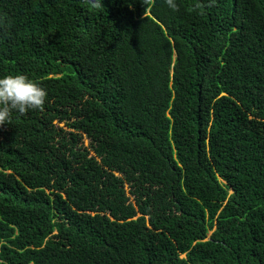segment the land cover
<instances>
[{
	"label": "trees",
	"instance_id": "obj_1",
	"mask_svg": "<svg viewBox=\"0 0 264 264\" xmlns=\"http://www.w3.org/2000/svg\"><path fill=\"white\" fill-rule=\"evenodd\" d=\"M175 2L0 0V264H264V0Z\"/></svg>",
	"mask_w": 264,
	"mask_h": 264
},
{
	"label": "clouds",
	"instance_id": "obj_2",
	"mask_svg": "<svg viewBox=\"0 0 264 264\" xmlns=\"http://www.w3.org/2000/svg\"><path fill=\"white\" fill-rule=\"evenodd\" d=\"M172 10L177 9L175 0H165ZM46 91L39 83L24 74L0 76V125L6 124L13 111L24 113L43 105Z\"/></svg>",
	"mask_w": 264,
	"mask_h": 264
},
{
	"label": "rangeland",
	"instance_id": "obj_3",
	"mask_svg": "<svg viewBox=\"0 0 264 264\" xmlns=\"http://www.w3.org/2000/svg\"><path fill=\"white\" fill-rule=\"evenodd\" d=\"M59 125L62 126V127H64V128H66V127H65V124L62 123V122H61ZM66 129H67V128H66ZM83 142H84L85 145H87V144H88V139L84 138V139H83Z\"/></svg>",
	"mask_w": 264,
	"mask_h": 264
}]
</instances>
